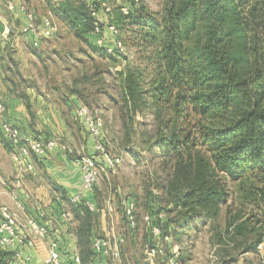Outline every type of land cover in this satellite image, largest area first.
<instances>
[{"label":"trees","instance_id":"16d2710c","mask_svg":"<svg viewBox=\"0 0 264 264\" xmlns=\"http://www.w3.org/2000/svg\"><path fill=\"white\" fill-rule=\"evenodd\" d=\"M92 1L100 34L93 33L87 7ZM101 2L44 0V5L66 32L107 61L120 56L106 51L114 48L107 24L120 34L119 26L130 18L150 49V97L131 68L115 67L110 79L102 78L109 66L76 76L67 88L70 95L82 103L85 91L110 98L128 127L127 142L133 126L139 133L138 117L151 115L152 129L148 139L140 137L138 151L146 155L149 175L163 193L156 203L159 195L151 189L147 208L151 226L169 238L159 256L169 258L173 244L198 242L201 236L212 250L213 264H241V258L264 247V0H167L160 14L145 13L131 1L120 7L128 13L119 11L114 20ZM84 81L90 89L76 87ZM114 86L116 96L109 94ZM71 211L82 264L103 261L91 245L94 213L82 202L71 204ZM147 231L145 242H150ZM13 255L0 246V264H12Z\"/></svg>","mask_w":264,"mask_h":264},{"label":"crops","instance_id":"0c3cea01","mask_svg":"<svg viewBox=\"0 0 264 264\" xmlns=\"http://www.w3.org/2000/svg\"><path fill=\"white\" fill-rule=\"evenodd\" d=\"M10 3L12 10L8 8ZM21 7L25 8L24 11L20 10ZM42 10L46 11L44 0H0V103L6 107L8 120L23 133L43 137L62 136L78 146H74L72 154L53 150L43 157H29L26 163H30L32 169L24 170L25 168L20 169L12 162L10 148L0 131V206L5 205L22 220L33 218L48 227L45 239L27 233L23 242L18 245L17 248L29 258L27 264L43 260L50 240L58 243L61 254L72 252L69 260L74 254L79 255L74 234L76 221L71 211L73 203L69 201L77 194L99 210L94 213V237L113 240V237L123 238L124 234L116 214H113L114 210L107 212V206L112 204L109 202L100 207L99 198L95 197L94 192L82 191L80 168L71 158H77L80 153L91 156L95 153L92 137L88 134L83 119L77 115L78 99L70 95L67 89L71 81L50 79L46 74V59L58 51L61 34L57 31L51 38L40 37L38 47L33 48L30 43L32 36L21 31L27 23V14L31 13L37 19ZM36 22L38 23L37 20ZM63 35L69 38L71 34L65 32ZM110 200L114 202V197ZM126 202L133 203V200L120 198L123 211ZM17 203L22 204L24 209L19 210ZM67 211L71 216L65 222L62 213ZM107 213L109 216L113 214L110 218L114 217L108 223L104 220ZM139 221L136 220V227L132 230L126 227L127 238H123L126 245L127 241H133L134 244L139 241L137 232L140 225H144L141 218ZM167 243L158 242L164 249ZM126 247L123 248V244L120 246V259L125 256ZM131 249L129 247L132 257ZM170 249L169 258L151 256L148 257L147 264H170L171 261L179 264V245L175 243ZM126 251L128 252L127 249ZM143 253L145 259L147 254L144 250ZM107 259L116 264L120 262V259L114 260L108 256L103 260L104 264Z\"/></svg>","mask_w":264,"mask_h":264},{"label":"rangeland","instance_id":"374dc122","mask_svg":"<svg viewBox=\"0 0 264 264\" xmlns=\"http://www.w3.org/2000/svg\"><path fill=\"white\" fill-rule=\"evenodd\" d=\"M101 1H103L109 7L108 15L113 20L118 17L120 7L128 4L131 1H133L137 7H143L145 13L150 12L154 14H160L167 2V0ZM47 12V10L39 11V13L37 12L38 17L36 20L38 21V23L44 17L48 16ZM130 20L131 19L128 18L125 24H121L119 26L120 34L118 35V39L124 46L123 56H125V60L122 58V55H120L112 58L110 61H107L102 60L97 55L91 53L87 43L77 40L72 35H70L69 38L67 37V35H63V33L66 32V29L55 18L54 22L57 26V31L61 34L62 38L60 41V45L58 46V51H55L54 55H49L46 59V74L50 76V79L60 78L71 81L76 76H80V74L91 76V73L95 67L100 68L101 71H105L103 70L102 66H109V69H107L108 72H104L101 77L110 79V76L115 74V67L119 68V70L131 68L139 76V80L142 81L144 96L146 98H149L150 94L148 93V91H146V89L150 83L151 75L149 62L147 61L148 56L150 55V49L145 47L138 27L130 23ZM83 48L84 50H82ZM106 62L109 63L104 64ZM90 86L91 83L87 81L76 84V87L79 89H90ZM115 86L113 87L115 89H113L112 92H109L110 95H117ZM81 93L84 103H82V101L80 100L82 105L80 107H86L91 114H94L101 119V127L103 132L102 134L104 136L106 150L111 159L116 164L114 170H101L99 181L93 192L94 194H96L95 197L99 198L98 202L100 207L105 206V203L109 202L112 204L111 207H113L114 210L113 214H116V217L119 220L118 223L121 232L124 233L123 238L126 239L127 225L122 208L123 206L120 203V198H129L130 200H133V204L135 203V220H137L138 222L140 218L142 220V217L147 214V208L150 206V200H148L149 191L151 189H154L153 191H160L157 182L154 181V179H152V177H150L149 175V173L152 171V166L149 165V162H146V155L141 153V151H138L141 146L140 137L142 136L143 138L145 137V139H148V133L153 126V120L150 114H147L143 117H138L136 124L139 125L136 126V128H139V133L136 135V133L133 131L135 130L133 126V130H131V142H127L126 131L128 130V127L123 124L120 113L118 109L115 108L116 106L114 105L113 107L111 104H109L110 98L107 99L104 94H102L101 97H96L92 94H87L86 91ZM133 133H135V135ZM54 137L59 138L58 136H45V138ZM60 138L67 144H70L69 146H71L73 149L75 148L74 146H78L73 141H66L65 137L61 136ZM71 158H73L77 163L76 157ZM162 196L163 193L162 191H160V194L158 196L159 198L155 200L156 203H159V199L162 202ZM113 197L114 202L110 200V198L113 199ZM113 214H110V216H113ZM110 216L108 213L105 214L104 220L106 223L110 222V220H113L114 217L110 218ZM17 219L19 221V224L23 223L24 221L19 215H17ZM137 235L139 241L135 242V244L133 243V241H127L126 245V241L124 240L125 243H123V248L127 246L126 249L128 250V252L125 249V256H122V258L120 259L121 264H142L144 262L143 259L145 257V254L143 253V244L148 239L147 227L144 225H140ZM185 240L186 238L183 237L182 241ZM129 247H132V257L130 256ZM179 247L180 257L184 259V262L180 260V264H213V257L211 255L212 250L208 245L205 237L200 236L198 242L194 243L184 242L181 246L179 245ZM119 249L121 254V248ZM258 249V254H248L241 258L239 262H242L241 264H264V247L261 246V248ZM71 253V251H68V253H64L62 255V264H68ZM260 253H262L263 257ZM107 257L108 256H106L105 258ZM106 264H116V262L107 259Z\"/></svg>","mask_w":264,"mask_h":264},{"label":"built area","instance_id":"2783aa9c","mask_svg":"<svg viewBox=\"0 0 264 264\" xmlns=\"http://www.w3.org/2000/svg\"><path fill=\"white\" fill-rule=\"evenodd\" d=\"M87 7L90 10L91 16L94 18L93 33L100 34L101 22L97 16L96 4L93 1L88 2ZM100 7L105 13H109V7L104 2L100 3ZM8 8L10 10L13 9L11 3L8 4ZM24 9V7L20 8L22 11H24ZM120 11L123 14L128 13L126 7H122ZM106 29L114 38V48H108L106 50L107 53L112 54L115 50V53L123 55L124 46L122 42L117 39L119 35L117 28L112 24H107ZM21 31L23 34H30L32 36L30 41L31 46L38 47L39 38H51L56 33L57 26L54 22L53 16L51 15L44 17L38 24L33 14L28 13L27 23ZM96 44L98 47L102 46L103 40L101 37H98ZM77 115L83 119L87 132L93 140V150L95 153L93 156L82 153L77 155V163L81 172L82 191L90 193L93 192L94 188L97 186L101 170H114L116 164L106 150L105 140L102 134L101 119L96 115L91 114L86 107L78 108ZM0 131L4 141L10 148V158L12 162L20 169H32V165L30 163H26V160L29 157H43L53 150H59L67 154H72L74 152L73 148L60 138H43L39 135L23 133L18 127L13 125L8 120L6 107L2 103H0ZM153 194L158 196L160 193L158 191H153ZM69 201L73 204L82 202L92 213H97L99 211L92 203L81 199L79 194L71 197ZM17 208L19 210H23L24 206L17 203ZM112 211V207L108 205L107 212L111 213ZM124 211L127 227L132 230L136 226L134 204L126 202ZM70 216L71 215L68 211L62 213V218L65 222L69 221ZM162 216V213L158 215L159 218ZM18 222L17 214L15 212L11 211L5 205L0 206V246L14 251L12 264H27L29 258L24 256L21 250L17 248L18 245L23 242L27 233L34 237L45 239L48 233V227L46 224L38 223L37 220L33 218H27L21 224ZM142 222L147 229H149V233L152 237L150 242H145L143 244V250L146 252L147 257L142 264H147L148 257L163 254V247L156 242H159V239L162 240V242H167L169 238L168 236L162 234L158 226H151L150 216L148 214H145L142 217ZM123 243L124 239L122 237H113V240L94 237L91 245L92 250L97 256H110L115 260H119V248ZM260 247L261 245L258 246V248ZM36 264H62L59 246L55 240H50L48 242L45 257L40 263ZM68 264H82V261L78 254H74ZM96 264H103V261H96ZM170 264H176V262L171 261Z\"/></svg>","mask_w":264,"mask_h":264}]
</instances>
